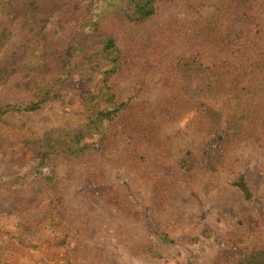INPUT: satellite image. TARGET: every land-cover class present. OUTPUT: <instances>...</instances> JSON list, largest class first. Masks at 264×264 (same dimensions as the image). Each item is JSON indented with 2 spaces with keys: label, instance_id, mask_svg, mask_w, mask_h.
<instances>
[{
  "label": "rangeland",
  "instance_id": "1",
  "mask_svg": "<svg viewBox=\"0 0 264 264\" xmlns=\"http://www.w3.org/2000/svg\"><path fill=\"white\" fill-rule=\"evenodd\" d=\"M122 5L0 0V105L56 89L0 118V264H242L264 251V0H156L142 22ZM107 38L119 67L106 84L124 106L97 131L110 105L91 103L90 68ZM73 134L75 155L59 138Z\"/></svg>",
  "mask_w": 264,
  "mask_h": 264
},
{
  "label": "trees",
  "instance_id": "2",
  "mask_svg": "<svg viewBox=\"0 0 264 264\" xmlns=\"http://www.w3.org/2000/svg\"><path fill=\"white\" fill-rule=\"evenodd\" d=\"M121 1L122 5V12L125 15V17L132 21V22H142L147 19H149L155 12V2L156 0H119ZM11 15V14H10ZM24 28V27H21ZM11 34V31L9 28L2 29L0 33V42H4L8 39L9 35ZM78 50V49H77ZM76 49L71 48V46H68L64 49V54L62 58L69 57L72 53H74ZM101 52L103 55V67L100 65H94L92 68H90V71H98L101 75V86L99 87L98 91L95 93H90V101L91 103H95L99 100H105L107 104H109V108H103L100 111L96 113L95 118L91 121V126L93 129L99 131L101 128V125L104 121H107L112 118V116H115L119 110L124 106L116 105L113 101L114 95L111 92V89L107 86L106 82L107 79L114 74L118 67H119V52L117 48L115 47L114 41L111 38H107L103 41ZM61 56L60 59L62 60ZM70 60H63L64 63L61 61L62 66H67ZM66 71V70H65ZM65 71H63L59 76L56 83L64 77L66 74ZM5 70L0 69V73L3 74ZM54 83V84H56ZM52 84V85H54ZM56 92V89L48 88L44 93L42 92L39 95L38 101L31 102L29 104L25 105H0V118L6 114L9 113H19V112H32L35 110H38L44 102L47 100H51L54 97V94ZM88 97V99H89ZM61 138V142L65 146V150L69 151L71 153L79 154L83 151L82 140L83 135L81 134H73V135H67L66 138ZM39 155H41V161L38 163L36 169H41L42 166L45 164V159L49 157L52 152L54 151L53 145L51 141H46L44 143L43 147L39 148ZM236 186L240 189V191L246 196V198L249 197L248 189L246 187V184L244 183L243 179H240ZM242 264H264V251H258L256 253H253L251 256H249L247 259L243 261Z\"/></svg>",
  "mask_w": 264,
  "mask_h": 264
}]
</instances>
